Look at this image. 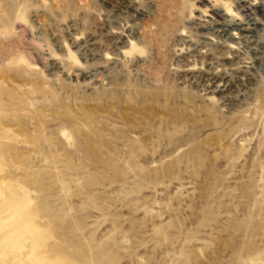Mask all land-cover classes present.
<instances>
[{"label":"rangeland","instance_id":"rangeland-1","mask_svg":"<svg viewBox=\"0 0 264 264\" xmlns=\"http://www.w3.org/2000/svg\"><path fill=\"white\" fill-rule=\"evenodd\" d=\"M1 184L0 264H264V0H0Z\"/></svg>","mask_w":264,"mask_h":264},{"label":"bare ground","instance_id":"bare-ground-1","mask_svg":"<svg viewBox=\"0 0 264 264\" xmlns=\"http://www.w3.org/2000/svg\"><path fill=\"white\" fill-rule=\"evenodd\" d=\"M236 38V37H234ZM1 188H3V185H0ZM4 190V189H3ZM15 206H19V203L13 199L11 196V193L7 192L6 190L0 192V230L3 226L4 220L11 216V214H8L10 209H12ZM2 214L5 215L2 217ZM17 229H11L8 231H4V233L0 236V254L3 252L5 243H9L10 239L14 238V236L17 234Z\"/></svg>","mask_w":264,"mask_h":264},{"label":"clouds","instance_id":"clouds-1","mask_svg":"<svg viewBox=\"0 0 264 264\" xmlns=\"http://www.w3.org/2000/svg\"><path fill=\"white\" fill-rule=\"evenodd\" d=\"M139 55L141 56H147L148 55V52H147V49H141L140 52H139ZM73 64H76L77 66L79 67H83L82 64H80V62L76 59V56L74 53H69L68 57H67Z\"/></svg>","mask_w":264,"mask_h":264}]
</instances>
